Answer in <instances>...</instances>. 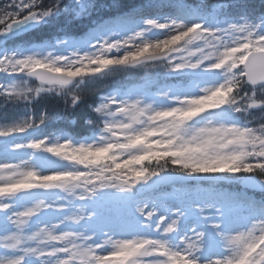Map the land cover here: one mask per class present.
<instances>
[{"label":"snow or ice","instance_id":"obj_1","mask_svg":"<svg viewBox=\"0 0 264 264\" xmlns=\"http://www.w3.org/2000/svg\"><path fill=\"white\" fill-rule=\"evenodd\" d=\"M261 8L0 0V264H264Z\"/></svg>","mask_w":264,"mask_h":264},{"label":"trees","instance_id":"obj_2","mask_svg":"<svg viewBox=\"0 0 264 264\" xmlns=\"http://www.w3.org/2000/svg\"><path fill=\"white\" fill-rule=\"evenodd\" d=\"M102 2H105L104 0H101ZM232 11V10H231ZM44 35L48 33V31L46 32H42ZM41 33H36L34 36L30 37V38H34V39H39L41 38ZM117 79L120 80H124L125 82H135L136 80V76L135 75H120L116 77ZM110 81H99L97 82V87L98 86H102L103 84L109 83ZM31 86L35 87L38 84L35 83H30ZM96 98L89 96L85 103L81 104L77 109H75L74 111H68L65 112L64 110V104H63V100L60 99L59 97H55V96H46L43 98H38L37 101H35L32 105H30L27 109L28 112H32L34 111L37 115L41 114L44 110H47L49 112L55 110L58 111L63 117V121L52 126L49 128H44L42 130V132L38 133V134H43V135H47L49 132H53L55 131L57 128H65V127H69V121L70 120H75L77 123L75 125H72V131L73 133L77 136V138H80L84 135L89 134V125H86L84 123L85 118L86 117H92L94 116V114L91 112V110L89 109L88 105L90 103H92ZM5 103V98H1L0 100V105H3ZM8 109H9V117H20L22 118L25 114V108H24V103L20 102L17 106L13 107V105L9 104L8 105ZM2 113H3V109L0 108V126H3L5 121L2 119ZM258 126V125H257ZM264 178V177H261Z\"/></svg>","mask_w":264,"mask_h":264},{"label":"rangeland","instance_id":"obj_3","mask_svg":"<svg viewBox=\"0 0 264 264\" xmlns=\"http://www.w3.org/2000/svg\"><path fill=\"white\" fill-rule=\"evenodd\" d=\"M196 1H197V2H201V4H204V5H206L207 7L210 6V5H212V6L208 7V8H213V7L217 6V5H214L215 2H216V0H196ZM218 5H219V4H218ZM0 76H1V77H0V81H4V80H5V75H4L3 73H1Z\"/></svg>","mask_w":264,"mask_h":264}]
</instances>
